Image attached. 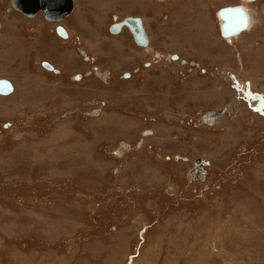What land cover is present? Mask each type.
<instances>
[{"label": "rangeland", "instance_id": "374dc122", "mask_svg": "<svg viewBox=\"0 0 264 264\" xmlns=\"http://www.w3.org/2000/svg\"><path fill=\"white\" fill-rule=\"evenodd\" d=\"M75 2L0 0V264H264V0Z\"/></svg>", "mask_w": 264, "mask_h": 264}, {"label": "water", "instance_id": "95a60500", "mask_svg": "<svg viewBox=\"0 0 264 264\" xmlns=\"http://www.w3.org/2000/svg\"><path fill=\"white\" fill-rule=\"evenodd\" d=\"M75 0H13L12 5L15 9L24 12L29 17H33L36 13L42 12L46 19L49 21L62 20V18L70 15L74 9ZM218 16L222 19L221 31L224 36H232L240 33L242 30L247 29L249 25V14L242 5L225 6L218 11ZM129 26L134 34L136 42L141 45L149 43L148 36L143 26V21L140 17H126L120 22H116L111 26V31L117 33L121 30L122 26ZM58 34L67 37L68 34L63 26L57 27ZM80 53L86 54L85 50L79 48ZM172 59L178 60L179 56L173 54ZM89 59V58H87ZM183 63H188L186 59H182ZM43 65L51 70L55 68L48 62ZM98 69L97 66L94 67ZM58 72V70H55ZM130 76L126 73L125 77ZM14 90L13 84L8 79H0V93L10 94ZM258 99V95L253 96ZM209 160H197L195 165L209 164ZM194 174H196L194 172Z\"/></svg>", "mask_w": 264, "mask_h": 264}, {"label": "flooded vegetation", "instance_id": "af4514ba", "mask_svg": "<svg viewBox=\"0 0 264 264\" xmlns=\"http://www.w3.org/2000/svg\"><path fill=\"white\" fill-rule=\"evenodd\" d=\"M223 7H225V6H223ZM75 10H76V2H75V4H74L73 13L75 12ZM17 11H18V10H17ZM20 12H21V11H20ZM40 13L43 14L42 12H39V13H37V14L34 15V16L36 17V16H37L38 14H40ZM24 14H25V13H24ZM25 15H26V14H25ZM43 15H44V14H43ZM26 16H27V15H26ZM71 16H73V14L70 15L69 17H71ZM28 17H29V16H28ZM44 17H45V15H44ZM126 17H140V16L130 15V16H126ZM126 17H124V18H122V19H120V20L118 19L117 22H120L121 20H124ZM45 18H46V17H45ZM66 18H67V17H66ZM140 18H141L142 21H143V18H142V17H140ZM48 21H49V20H48ZM55 22H58V21H55ZM60 23H61V22H60ZM115 23H116V22H115ZM115 23H114V24H115ZM111 26H112V25H111ZM143 26H144V23H143ZM63 27H64V26H63ZM110 28H111V27H110ZM144 28H145V27H144ZM65 30H66V28H65ZM122 31H123V32H125V31L128 32V31H129V33H131V36H132V37L134 38V40H135L134 34H133V32L131 31V29L129 28V26H126V25H125V26H122V28H121V30H120L119 33L122 34V33H123ZM145 31H146V30H145ZM66 32H67V34H68V36H69V33H68L67 30H66ZM110 32L113 33V32L111 31V29H110ZM127 32H126V33H127ZM119 33H118V34H119ZM113 34H114V33H113ZM146 34H149V33L146 32ZM59 35H60V34H59ZM60 36H61V35H60ZM68 36H67V37H68ZM147 36H148V35H147ZM67 37H66V38H67ZM64 38H65V37H64ZM148 39H149V43H150V42H151V37L149 38V36H148ZM135 42H136V40H135ZM136 44H137L138 46H140L137 42H136ZM140 47H142V48H146V47H143V46H140ZM147 47H148V46H147ZM172 55H173V54H172ZM172 55H170V56H172ZM52 66H53V65H52ZM46 69H47V68H46ZM90 73H94V72H90ZM126 73H130V72H124V74H123L124 77H125V74H126ZM130 76H131V74H130ZM10 81H11V80H10ZM11 82H12V81H11ZM12 83H13V82H12Z\"/></svg>", "mask_w": 264, "mask_h": 264}, {"label": "bare ground", "instance_id": "6f19581e", "mask_svg": "<svg viewBox=\"0 0 264 264\" xmlns=\"http://www.w3.org/2000/svg\"><path fill=\"white\" fill-rule=\"evenodd\" d=\"M13 1V0H12ZM249 1H255V0H249ZM244 7V6H243ZM223 8V7H222ZM245 8V10L248 12V14H249V10L246 8V7H244ZM17 10V9H16ZM19 11V10H18ZM24 13V12H23ZM39 13V12H38ZM37 14V13H36ZM35 14V15H36ZM71 15V14H70ZM70 15H67L66 17H69ZM28 16V15H27ZM217 16H218V12H217ZM66 17H64V18H66ZM64 18H62V20L64 19ZM218 18L220 19V17L218 16ZM62 20H55V21H58V22H60V21H62ZM122 21V20H121ZM220 21H221V24H222V19H220ZM251 21H252V18H251V16H250V14H249V25H248V27H247V29H249V27H251ZM144 22V21H143ZM221 24H220V28H221ZM144 26H145V24H144ZM64 28V27H63ZM65 29V28H64ZM247 29H245V30H247ZM245 30H242V31H245ZM146 31H147V29H146ZM241 31V32H242ZM120 32V31H119ZM119 32H117V33H119ZM222 32V31H221ZM240 32V33H241ZM114 33V32H113ZM240 33H238V34H235V35H232V36H224L223 34H222V36H224V37H226L227 39H228V41H230V42H234V39H236V37L238 36V35H240ZM243 33V32H242ZM114 34H116V33H114ZM148 35V34H147ZM62 36V35H61ZM149 36V35H148ZM62 37H64V36H62ZM150 38V37H149ZM136 40V39H135ZM150 43H148L147 45H141V44H139L140 46H143V47H147L148 45H149ZM47 68V67H46ZM50 69V68H49ZM97 73H99V72H97ZM102 77H104L103 76V74H100ZM13 84V83H12ZM13 87H14V85H13ZM13 92H14V90H13ZM12 92V93H13ZM12 93H10V94H12ZM1 94V93H0ZM10 94H1V95H10ZM97 112H98V110H97ZM97 112H94V113H92V114H97ZM203 165V164H202ZM202 165H198V166H202Z\"/></svg>", "mask_w": 264, "mask_h": 264}, {"label": "crops", "instance_id": "0c3cea01", "mask_svg": "<svg viewBox=\"0 0 264 264\" xmlns=\"http://www.w3.org/2000/svg\"><path fill=\"white\" fill-rule=\"evenodd\" d=\"M72 14H73V12L71 13V15H72ZM123 50L125 51V49H123ZM52 52H53V50H52ZM65 63H67L66 60H65Z\"/></svg>", "mask_w": 264, "mask_h": 264}]
</instances>
